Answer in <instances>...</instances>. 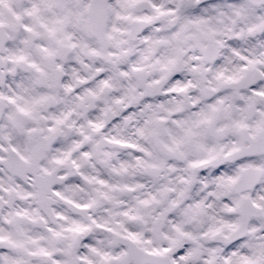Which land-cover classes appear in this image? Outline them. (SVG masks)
<instances>
[{
	"label": "clouds",
	"instance_id": "1",
	"mask_svg": "<svg viewBox=\"0 0 264 264\" xmlns=\"http://www.w3.org/2000/svg\"><path fill=\"white\" fill-rule=\"evenodd\" d=\"M0 264H264V0H0Z\"/></svg>",
	"mask_w": 264,
	"mask_h": 264
}]
</instances>
